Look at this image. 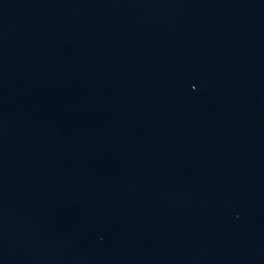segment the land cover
<instances>
[{"label": "water", "instance_id": "water-1", "mask_svg": "<svg viewBox=\"0 0 264 264\" xmlns=\"http://www.w3.org/2000/svg\"><path fill=\"white\" fill-rule=\"evenodd\" d=\"M264 164V0H0V264Z\"/></svg>", "mask_w": 264, "mask_h": 264}]
</instances>
